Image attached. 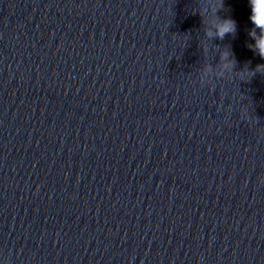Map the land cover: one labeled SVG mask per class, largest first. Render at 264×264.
I'll return each instance as SVG.
<instances>
[{
	"label": "water",
	"instance_id": "1",
	"mask_svg": "<svg viewBox=\"0 0 264 264\" xmlns=\"http://www.w3.org/2000/svg\"><path fill=\"white\" fill-rule=\"evenodd\" d=\"M250 14L0 0V264H264Z\"/></svg>",
	"mask_w": 264,
	"mask_h": 264
},
{
	"label": "clouds",
	"instance_id": "2",
	"mask_svg": "<svg viewBox=\"0 0 264 264\" xmlns=\"http://www.w3.org/2000/svg\"><path fill=\"white\" fill-rule=\"evenodd\" d=\"M249 5L251 9L250 20L254 25L253 29L249 32L256 43L252 47L254 50L259 52L261 58H264V2L262 0H249ZM260 30V35H256V29ZM236 31V22L231 18H225L219 22L216 26V36L220 39L226 34H234ZM225 59H227V54H225Z\"/></svg>",
	"mask_w": 264,
	"mask_h": 264
}]
</instances>
